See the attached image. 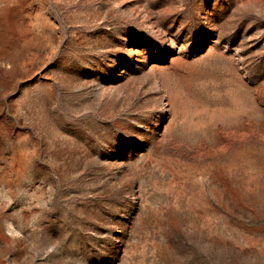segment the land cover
Segmentation results:
<instances>
[{
  "label": "rangeland",
  "instance_id": "1",
  "mask_svg": "<svg viewBox=\"0 0 264 264\" xmlns=\"http://www.w3.org/2000/svg\"><path fill=\"white\" fill-rule=\"evenodd\" d=\"M0 264H264V0H0Z\"/></svg>",
  "mask_w": 264,
  "mask_h": 264
}]
</instances>
